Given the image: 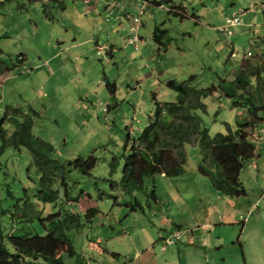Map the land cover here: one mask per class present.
<instances>
[{
    "label": "rangeland",
    "instance_id": "rangeland-1",
    "mask_svg": "<svg viewBox=\"0 0 264 264\" xmlns=\"http://www.w3.org/2000/svg\"><path fill=\"white\" fill-rule=\"evenodd\" d=\"M135 1L63 0V9L47 0H10L0 5V115L5 105L28 114L34 111L32 134L49 141L66 167L61 177L65 185H52L58 190L57 200L43 203L34 195L38 174L28 151L22 146L3 148L0 238L9 251L8 234H43L39 218L57 209L81 217L78 227L63 230L74 251L71 256L61 253L63 264H111L107 263L110 255L100 248L119 253L115 261L121 264L131 263L132 254L151 243L165 252L175 245L181 247L182 240L163 245L156 238L169 235L174 224L203 234L223 227L233 232V238L241 232L240 240L245 243H260L255 233H246L250 228L259 229L260 224L264 230V201L259 204L262 178L258 167H252L258 164L255 158L239 170L245 195L238 197L214 190L197 171L199 154L191 143L183 145L185 163L180 175L144 177L142 189L130 194L117 181L124 136L128 133L135 138L146 123L153 108L151 95L158 102L174 101V91L164 85L168 78L179 82L193 75L188 84L194 88L216 85L219 78L231 79L243 53L264 41V17L259 11L244 12L228 36L217 27L223 24L224 15L254 3L264 5V0H144L141 14ZM169 9L182 18L168 13ZM125 15L139 18L136 49L125 45L129 22ZM155 25L165 30L164 47L150 37ZM261 57L250 56L249 60L259 63ZM203 102L205 113L200 116L210 135L224 132L226 125L235 128L243 115L237 114L242 106H233L219 91ZM263 126L264 114L253 127L255 137H251L252 128L244 130L255 151L261 148L262 153ZM2 127L11 130L7 121ZM89 155L95 157V163L83 173L74 163ZM113 157L115 166L110 173L108 162ZM134 200L141 209H129ZM87 207L97 209L91 223L82 217ZM223 213L229 214L230 223L216 224V214ZM206 221L208 227L199 226Z\"/></svg>",
    "mask_w": 264,
    "mask_h": 264
},
{
    "label": "trees",
    "instance_id": "trees-1",
    "mask_svg": "<svg viewBox=\"0 0 264 264\" xmlns=\"http://www.w3.org/2000/svg\"><path fill=\"white\" fill-rule=\"evenodd\" d=\"M7 1L10 0H1L0 5ZM47 1L56 3L60 9L64 8L63 0ZM154 3L161 5L160 2ZM167 12L182 18L171 9ZM164 36L165 30L156 25L150 33L153 42L163 47L166 39H161ZM260 55L262 57L259 63H253L249 57L241 58L231 79L219 78L216 85L211 84L209 87H191L188 82L193 80V75L179 82L172 78L166 79L164 85L174 91L175 100L158 102L152 94V112L138 135L129 138L128 133L125 134L118 187L130 194L133 190L142 189L144 177L156 173L168 177L180 175L185 163L183 145L191 143L196 145L199 154L197 171L207 177L211 187L227 196L243 195L238 173L243 163L254 157V146L244 130L253 128L264 114V52L253 56ZM104 85L114 88L113 83L104 81ZM215 91H219L224 99L231 100L233 106L240 104L242 107L238 106L240 109L237 114L243 115H239L235 128L231 129L226 125L224 132L210 135L202 123L200 113H205L203 99ZM34 114V111L24 113L16 106H4L0 115V153L6 146L24 147L38 174L34 194L36 199L43 203H54L58 198V190L52 185L56 182L65 185L61 177L65 174L66 167L56 157L49 141L32 134L31 116ZM6 121L11 125L10 131L2 127ZM94 163L95 157L89 155L86 159L76 160L74 165L87 173ZM108 166L111 173L115 166L114 157L108 162ZM150 196L155 198L153 190H150ZM128 206L131 211L141 209L135 200ZM96 213L95 207L85 208L82 213L84 222L91 223ZM39 219L44 228L43 234L10 233L6 236L12 251L4 246L0 238V264H63L61 256L54 253L58 246L69 256L74 254L63 230L78 227L81 224L80 215L57 209Z\"/></svg>",
    "mask_w": 264,
    "mask_h": 264
},
{
    "label": "crops",
    "instance_id": "crops-1",
    "mask_svg": "<svg viewBox=\"0 0 264 264\" xmlns=\"http://www.w3.org/2000/svg\"><path fill=\"white\" fill-rule=\"evenodd\" d=\"M128 17L129 16L125 15L126 19H128ZM261 121L262 119L259 122ZM261 131L262 133L264 132V126L263 129H260V132ZM252 136H254L253 128L251 137ZM258 139H260V136L258 137ZM253 158L258 160V164L253 163L252 167H254L255 169L258 167L257 170H259V175L262 178L259 186L260 204L261 200L264 201V153L261 152V148H259L257 152L254 149ZM243 195H245V192ZM245 207L246 206H244L243 208L245 209ZM238 211L240 210L238 209ZM223 217L226 218V221L223 220ZM227 217H229L228 213H223V215L216 214V224H226L228 222L230 223V221L227 220ZM247 222L248 219L243 221V227H245ZM194 223L197 222L194 221ZM208 223L210 222L206 221L200 223L199 226L208 227ZM211 224L215 225V223ZM197 225L198 224H195L196 227H198ZM174 226L176 227L175 230L179 231V235L175 240H182L181 247H177V245H175L174 249L171 248L167 252H165L160 246L151 243V245L146 246L141 251L136 250L131 256V263L122 262L121 264H132L133 262L134 264H264V230L260 228L261 224L259 225V229L250 228L249 231H246V233H255V235L258 237L260 243L253 245L247 244L245 243V241L240 240L239 234H241V232L235 238H233V232H230L228 229H223V227L219 228V230L212 228L209 233L203 234L199 233L197 231L198 229L181 230L179 229L178 224H174ZM167 236L163 238H166ZM156 238L158 240L162 239L161 243L163 242V238H161L159 234ZM95 242L99 243L100 240L96 238ZM99 250L103 253L105 252V254H109L110 258H112L111 261H108L107 263L111 262V264H118V262H116L115 260L119 257V253L108 252L104 248H100ZM61 253L65 252L59 248L56 254H59L61 256Z\"/></svg>",
    "mask_w": 264,
    "mask_h": 264
},
{
    "label": "built area",
    "instance_id": "built-area-1",
    "mask_svg": "<svg viewBox=\"0 0 264 264\" xmlns=\"http://www.w3.org/2000/svg\"><path fill=\"white\" fill-rule=\"evenodd\" d=\"M137 1V3H136ZM136 7H138V14H141L143 12V8L145 7V1L144 0H136ZM246 11H259L263 17H264V5L261 3L258 4H250L247 8H239L236 11H232L229 13V15L223 16V24L217 27V30H219L224 36L231 35L230 27L237 26L240 24V17L241 15ZM129 22L126 28V35H125V44L127 46H131L132 49H136L137 42L139 40V36L137 34L138 28H139V18L138 15L136 16H130ZM261 24L264 26V18L261 22ZM261 52H264V41L260 43L255 50L247 49L245 53L240 57L241 58H248L253 55L260 54ZM230 57H235V51L232 48L231 52L229 53ZM243 111V109H242ZM179 235V231L175 230L172 231L166 238H163L164 245H169L174 242L175 239H177Z\"/></svg>",
    "mask_w": 264,
    "mask_h": 264
},
{
    "label": "clouds",
    "instance_id": "clouds-1",
    "mask_svg": "<svg viewBox=\"0 0 264 264\" xmlns=\"http://www.w3.org/2000/svg\"><path fill=\"white\" fill-rule=\"evenodd\" d=\"M158 6H160V5H158ZM126 45V44H125ZM127 46V45H126ZM232 49V48H231Z\"/></svg>",
    "mask_w": 264,
    "mask_h": 264
}]
</instances>
